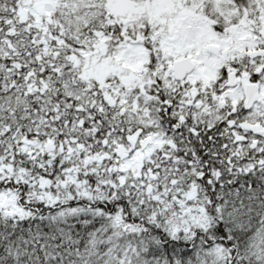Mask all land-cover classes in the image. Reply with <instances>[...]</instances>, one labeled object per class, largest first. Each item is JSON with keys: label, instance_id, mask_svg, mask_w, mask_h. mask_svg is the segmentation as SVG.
I'll use <instances>...</instances> for the list:
<instances>
[{"label": "snow or ice", "instance_id": "6c2138e0", "mask_svg": "<svg viewBox=\"0 0 264 264\" xmlns=\"http://www.w3.org/2000/svg\"><path fill=\"white\" fill-rule=\"evenodd\" d=\"M0 264H264V0H0Z\"/></svg>", "mask_w": 264, "mask_h": 264}]
</instances>
